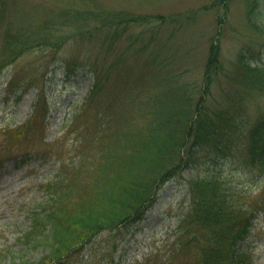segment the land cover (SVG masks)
Segmentation results:
<instances>
[{
    "label": "trees",
    "instance_id": "trees-1",
    "mask_svg": "<svg viewBox=\"0 0 264 264\" xmlns=\"http://www.w3.org/2000/svg\"><path fill=\"white\" fill-rule=\"evenodd\" d=\"M5 1L0 0L2 14L7 7ZM212 1L211 11L226 10L228 0ZM253 1L245 0V7L249 11L248 26L255 30L259 22L257 9H249ZM75 2L67 0L62 10L39 24L13 27L8 22L2 33L0 56L10 55L0 71L23 52L40 48L60 51L78 38L82 25L87 28L82 39L88 40L83 42L94 43L110 56L115 43L124 38L127 22L153 24L122 11L78 8ZM224 22L223 16H217L216 29ZM67 27L76 34L62 33ZM222 34V28L215 31L202 67L189 82L183 72L166 70L150 55V62L145 63L148 74L141 78L145 82L142 89H138L133 63V78L126 80L123 75L130 68L123 56L110 65L113 69L125 64L122 71L95 72L88 101L71 125L84 126L73 140L78 162L70 173L82 183L76 188L71 175L63 171L56 182L64 189L49 201L54 205L32 216L25 239L48 248L45 258L36 264H67L70 255L91 244L89 239L97 231L128 233L143 219L160 189L184 172L188 175L183 185L190 200L189 214L179 227L181 234L173 244L176 247L169 249L163 264H251L249 254L241 248H249L246 241L252 221L264 211V114L248 121L241 131L237 121L231 120L233 114L219 108L210 96L223 64ZM146 49L144 46L139 52ZM232 72L236 86L259 91L256 65L242 50L237 52ZM237 137L243 138L239 157L251 174L246 185L262 188L253 196L223 182L222 163Z\"/></svg>",
    "mask_w": 264,
    "mask_h": 264
},
{
    "label": "rangeland",
    "instance_id": "rangeland-1",
    "mask_svg": "<svg viewBox=\"0 0 264 264\" xmlns=\"http://www.w3.org/2000/svg\"><path fill=\"white\" fill-rule=\"evenodd\" d=\"M66 1L6 0L3 14L0 7V43L8 22L13 27L39 24L55 11L62 10ZM253 2L249 9H257L256 19L261 23L256 24L255 30L248 26L245 0H228L226 10L214 11H211L212 0H76L78 8L122 11L153 24L127 22L124 38L115 43L110 56L94 43L83 42L88 41L82 39V33L87 30L84 25L78 34L70 27L64 28L62 33L76 34L78 38L70 40L57 52H48L45 48L23 52L10 66L11 72L0 75V264H36L48 252L43 244L23 238L30 230L28 215L41 208L49 194L54 193L56 185L52 180L58 162L72 161L75 156L68 155L75 151L70 140L84 126L64 129L63 123L75 113L76 107L70 105L77 106L86 97L95 72L122 71L127 61L130 68L123 75L128 80L133 78V63L134 76L139 79L138 89H142L145 82L142 83L141 78L148 74L145 63L150 62L147 58L150 55L166 70L183 72L189 82L202 67L215 31L222 28L223 64L218 85L210 96L219 108L233 114L231 120L237 121L241 131L248 121L264 114V0ZM217 16H223L225 22L216 29ZM144 46L147 51L139 52ZM240 50L256 65L259 91L238 87L232 81L235 78L232 67ZM119 56H123L125 64L110 69L112 61ZM63 59L72 64L71 73L62 69ZM12 76V84L6 85ZM12 129L24 132L25 137L11 138L14 132H8ZM242 144L243 138L237 137L231 154L223 160L222 177L226 186L244 182L249 174L239 157ZM72 168L71 164L64 171L68 173ZM204 168L205 165L200 169L202 174L206 171ZM70 175L79 188L81 179ZM185 177H188L186 172L166 184L152 211L130 236L124 238L125 231L121 235L114 230L97 231L89 239L91 244L86 243L70 255L67 264H100L98 260L103 255L107 257L105 264H161L162 253L170 248L174 240L172 232L186 211ZM63 189L62 184L58 192ZM248 191L255 194L258 188ZM249 247L251 264H264V212L253 220Z\"/></svg>",
    "mask_w": 264,
    "mask_h": 264
}]
</instances>
